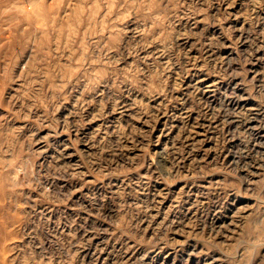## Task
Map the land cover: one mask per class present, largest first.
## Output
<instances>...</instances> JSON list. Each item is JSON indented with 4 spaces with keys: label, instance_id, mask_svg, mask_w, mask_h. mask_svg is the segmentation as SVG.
Listing matches in <instances>:
<instances>
[{
    "label": "rangeland",
    "instance_id": "374dc122",
    "mask_svg": "<svg viewBox=\"0 0 264 264\" xmlns=\"http://www.w3.org/2000/svg\"><path fill=\"white\" fill-rule=\"evenodd\" d=\"M0 264H264V0H0Z\"/></svg>",
    "mask_w": 264,
    "mask_h": 264
},
{
    "label": "bare ground",
    "instance_id": "6f19581e",
    "mask_svg": "<svg viewBox=\"0 0 264 264\" xmlns=\"http://www.w3.org/2000/svg\"><path fill=\"white\" fill-rule=\"evenodd\" d=\"M164 159V158H163ZM162 161V160H161ZM169 162V161H168ZM161 163V162H160ZM163 164V163H162ZM160 166V165H159ZM163 170V169H162Z\"/></svg>",
    "mask_w": 264,
    "mask_h": 264
}]
</instances>
